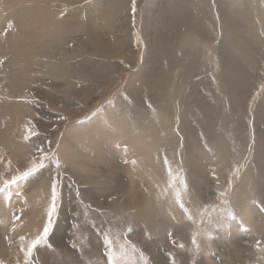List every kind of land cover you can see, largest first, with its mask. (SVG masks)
<instances>
[{
    "label": "rangeland",
    "instance_id": "rangeland-1",
    "mask_svg": "<svg viewBox=\"0 0 264 264\" xmlns=\"http://www.w3.org/2000/svg\"><path fill=\"white\" fill-rule=\"evenodd\" d=\"M114 1L0 0V47L26 58L0 56V115L29 111L26 155L0 143V264H25L53 184L30 264H264V12Z\"/></svg>",
    "mask_w": 264,
    "mask_h": 264
},
{
    "label": "bare ground",
    "instance_id": "bare-ground-1",
    "mask_svg": "<svg viewBox=\"0 0 264 264\" xmlns=\"http://www.w3.org/2000/svg\"><path fill=\"white\" fill-rule=\"evenodd\" d=\"M38 3H39V1L40 0H36ZM121 1L122 2H124V5H125V7H123V8H121L120 7V3H121ZM167 2H164V9H166V8H169L174 2H172V0H166ZM200 1V0H199ZM257 2L255 5H253V3L254 2ZM57 2V1H56ZM114 2H116L117 3V6L120 8V10H122L123 11V14H124V16L125 17H127L128 16V13H126V11H128V0H115ZM215 2H216V0H215ZM250 2H251V4L249 3V4H247V7L249 8V6H251L252 8H255V9H260L259 11H262V12H264V6H261L262 5V0H250ZM201 1L199 2V6L201 5ZM225 1L223 2V3H219L218 4V8L220 9V10H223V12H224V10H226V9H224V7H225ZM261 7H262V9H261ZM174 10V11H179V10H181L182 8L180 7V5L179 4H177L176 2H175V4H173L172 5V8H171V10ZM208 9V7L206 8V10ZM39 10V9H38ZM151 9H147V12H149ZM230 11H232V10H230ZM40 12V11H39ZM219 12V11H218ZM219 14H220V12H219ZM167 14H166V12H164V13H162L161 14V16H162V18L163 17H165ZM147 17L148 18H144V21H145V31L147 30V26H148V24H149V20H150V18H151V16L150 15H148L147 14ZM125 21V23H124V25H126V26H124L125 27V29H126V31H127V33H125V35H122L123 36V41H124V39L126 40V42H127V40H129V37H130V32H131V28H130V26H129V23H126V21H127V19H124ZM175 22H181L182 23V16H181V13H179V14H177L176 15V17H172V22H171V24H173V23H175ZM220 22H221V15H220ZM182 24H184V23H182ZM174 28H171V33H173L174 34V32H172V30H173ZM205 36H207V35H210L211 33H210V31L209 32H204L203 30H200ZM263 33V32H262ZM262 33H258L257 34V39H258V41L260 42V43H262V45H263V47H264V35L262 34ZM87 36H88V38L89 37H99V33H92V31L91 32H87ZM216 39H218V35H217V37H216ZM215 39V40H216ZM163 40H164V38H163ZM214 40V41H215ZM222 40V39H221ZM213 41V40H212ZM14 43V45H13V47H10V49H9V47L8 48H2V47H0V56L1 57H9V56H11V58H10V63H11V66H13L14 65V63H17V65L18 64H20L22 61H25V59L26 58H22L23 56H21L22 54L20 53V51H19V49H20V47L18 46V44H16V42H13ZM98 43H99V41H98ZM127 44V43H126ZM162 44V43H161ZM160 44V45H161ZM221 45H222V43H221ZM114 47V46H113ZM104 49V48H103ZM107 49L108 48H105V50L107 51ZM159 50H160V47H159ZM161 51V50H160ZM15 52V53H14ZM22 60V61H21ZM29 61V60H28ZM27 62V61H26ZM33 62L34 61H32L31 62V64H33ZM11 67L9 66L8 67V73H10V72H12L11 71V69H10ZM17 69V68H16ZM23 71V68L22 67H19V72H22ZM24 79V75L22 74V76H21V80H23ZM26 82H27V80H26ZM24 82H22L21 83V86H22V84H23ZM26 86V85H25ZM25 86H23V87H25ZM23 87H21V88H23ZM26 88V87H25ZM8 96H10V95H8ZM15 97H18V96H15ZM13 99V98H12ZM9 100V99H8ZM12 105H14V107H16V106H18V105H23V104H12ZM13 107V106H12ZM14 107L12 108L13 109V113L12 114H9L8 115V112H7V110H6V108H1L2 109V111H1V115H0V143H5L6 145H5V149H13L14 150V152H7V153H11V154H14V155H16V154H23V155H26V149L28 148L27 147V145L26 144H24L23 142H20V141H18L20 138H19V136H20V134H18V132H20V125L22 124V122L27 118L26 117V112H29V111H27L26 109H24L23 111L22 110H20L19 108H17V110H15L14 109ZM7 115L10 117V119H8V120H6V118H7ZM12 115V116H11ZM16 122V123H15ZM2 149V151L3 150H5V149ZM1 152V151H0ZM3 156L5 157L6 155H5V153L3 152V153H0V167L3 165ZM12 156V155H11ZM6 157H8V156H6ZM13 157V156H12ZM6 163V162H5ZM73 164H75L74 163V160H73V162H72ZM252 164H253V166H256L255 165V163H254V161H252ZM76 165V164H75ZM255 168V167H254ZM257 169V168H256ZM258 170V169H257ZM20 201H22V200H20ZM263 226V228H264V224L262 225ZM251 232V231H250ZM236 238V240H243V237L241 236V238H239V236H236L235 237ZM252 238H254V236H246L245 237V239H248L250 242L252 241ZM10 239H12V237L10 238ZM232 245H234L235 244V242H233V243H231ZM215 250H218V248L217 247H213ZM248 249H251V248H248ZM252 250V249H251Z\"/></svg>",
    "mask_w": 264,
    "mask_h": 264
},
{
    "label": "snow or ice",
    "instance_id": "snow-or-ice-1",
    "mask_svg": "<svg viewBox=\"0 0 264 264\" xmlns=\"http://www.w3.org/2000/svg\"><path fill=\"white\" fill-rule=\"evenodd\" d=\"M134 5H135V0H133V12L135 11ZM43 166H44L43 164L39 165V167H43ZM36 170H37V166L33 165L32 168L28 169L22 175H23V177L30 176ZM20 178L21 177H15L14 179H20ZM5 183H8V182H5ZM185 187H186V184H185ZM0 191H2V189H0ZM177 195L179 196V194H177ZM56 198L57 197H56L55 184H53L52 206L50 207V209L48 211L49 223L45 225L43 232L41 234H39L35 239H33L26 248H22V251H24V254H25V264H30V260H31V257L33 255V252L35 250H37L40 245L45 244L46 241H47V237H48V234H49L50 229H51V217H52L53 212L55 211ZM181 206H183V205H181ZM229 215L231 216V213H229ZM188 218L191 219V215L190 214L188 215ZM108 243L110 244L111 242L109 241ZM193 243L194 244L196 243L195 239H193ZM179 247L183 248V244H180ZM257 248H258V250H261L259 241H257ZM107 255H108V260H109L110 264H115V256H114V254L111 251H109L107 253Z\"/></svg>",
    "mask_w": 264,
    "mask_h": 264
}]
</instances>
